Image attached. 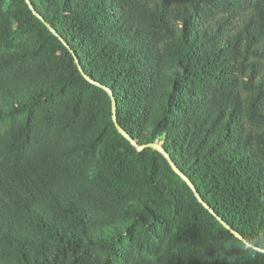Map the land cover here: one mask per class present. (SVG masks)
<instances>
[{
	"label": "trees",
	"instance_id": "16d2710c",
	"mask_svg": "<svg viewBox=\"0 0 264 264\" xmlns=\"http://www.w3.org/2000/svg\"><path fill=\"white\" fill-rule=\"evenodd\" d=\"M29 1L68 46L0 0V264H264V0Z\"/></svg>",
	"mask_w": 264,
	"mask_h": 264
},
{
	"label": "water",
	"instance_id": "95a60500",
	"mask_svg": "<svg viewBox=\"0 0 264 264\" xmlns=\"http://www.w3.org/2000/svg\"><path fill=\"white\" fill-rule=\"evenodd\" d=\"M29 7L32 9V11L45 23V25L54 33L56 34L65 45L68 46V43L63 40V38L58 34V32L42 17L40 16L35 8L33 7L32 3L27 0ZM75 61L78 65L79 70L81 71V73L84 75V77L88 80H90L91 82L101 86L102 88H104L109 95L111 96V100H112V105H111V110H112V118L114 121V124L116 126V128L118 129V131L125 137L127 138L138 150H142L145 146H150L156 150H158L169 162L171 168L188 184V186L191 188V190L193 191L194 195L196 196V198L208 209L209 205L203 200V198L201 197V195L199 194L198 190L196 189L195 185L192 183V181L177 167V165L175 164V162L171 159L170 155L167 153V151L162 147L161 143L159 141H155V142H151V143H147V144H141L139 145L117 122V118H116V100L113 97L112 91L105 85L100 84L99 82L95 81L94 79H92L89 75H87L84 70L82 69V67L79 64V60L76 56L75 53H73ZM210 211L212 213L213 210L210 209ZM217 216V215H216ZM217 218L219 219V221L228 229H230V231L237 236L240 239H244L243 236L236 231L235 229H233L230 225H228L224 220H222L220 217L217 216ZM248 244V246L250 245L248 242L246 243Z\"/></svg>",
	"mask_w": 264,
	"mask_h": 264
}]
</instances>
